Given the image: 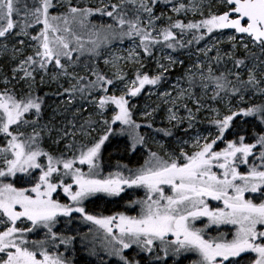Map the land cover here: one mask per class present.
<instances>
[{"label":"snow or ice","instance_id":"1","mask_svg":"<svg viewBox=\"0 0 264 264\" xmlns=\"http://www.w3.org/2000/svg\"><path fill=\"white\" fill-rule=\"evenodd\" d=\"M190 14L199 19H188ZM97 15L113 23L90 24ZM88 27L93 31L85 41ZM213 37H226L231 50H222L224 40ZM126 40L132 44L126 56L102 55V49ZM0 41V54L14 65L10 74L0 73V264H74L60 247L68 251L78 237L54 230L61 217L71 223L73 214L103 230L99 244L86 245L99 264H141L140 254L146 264H264V0H101L92 7L80 0H0ZM200 41L205 46L198 53L207 63L193 65L199 75L189 70L187 89L176 85L175 98L162 95L172 104V128L186 120L187 135L197 117L209 112L214 134L197 130L171 151L158 144V151L147 149L140 166L118 163L122 170L104 174L101 155L109 137L126 136L131 153L147 146L131 100L146 86H159L174 64H183L169 54L165 63L156 59L158 74L150 75L141 53L153 58L157 50L177 52ZM129 64L131 74L124 71ZM48 82L57 84L66 107L81 105L73 120L87 111L85 104L97 119L70 122L73 132L41 123L46 104L37 89ZM254 95L261 102L245 100ZM181 107L186 117L178 114ZM153 112L143 114L148 128ZM251 120L261 132L246 142L241 132ZM172 128L155 131L169 137ZM53 131L54 144L70 139L64 151L43 146ZM141 188L145 197L130 202L139 205L137 215L97 216L84 207L97 194L113 197ZM61 193L68 203L60 201ZM211 201L223 206L212 207ZM92 231L79 239L87 240ZM133 248L137 252L130 257L126 252Z\"/></svg>","mask_w":264,"mask_h":264},{"label":"rangeland","instance_id":"2","mask_svg":"<svg viewBox=\"0 0 264 264\" xmlns=\"http://www.w3.org/2000/svg\"><path fill=\"white\" fill-rule=\"evenodd\" d=\"M101 0H80L81 6H88L92 7L100 6ZM185 3H188L189 0H184ZM207 2V0H205ZM73 3H76V0H73ZM165 11L168 15H172V13L168 10V7H164L162 9ZM188 19H199V16H192L191 14L188 16ZM90 24L93 25H100V24H110L113 23V21L106 17V16H93L89 18ZM93 31L91 27H88L84 30L82 33L84 36V40L87 41L89 39L88 33ZM191 38L190 36L188 37ZM213 39H222L224 40L223 43L219 45V47L224 51H230V44L227 42L226 37H213ZM3 42V41H0ZM205 41H200L199 44L193 43L192 45L186 47L185 49L179 50L177 52H172L171 50H166L165 52H160L157 50L155 52V56L153 58H145L144 54L141 53V57L144 59V64L146 67V70H149V74H158V67L156 63V59L160 58L161 63H165L164 57L167 55H172L176 60H182L183 64L176 63L174 64L169 71L165 74L166 79L162 80L160 85L157 87L152 86H146L145 90L141 92V94L131 100V103L136 106V110L133 114V119L137 121V123L141 124L142 127L139 129L140 133L142 135L146 136L147 139V146L141 147L137 150V152L140 155V159L136 158L133 163L129 162L128 160L124 159L123 156L126 155L127 157L132 156L134 153L126 151V145L128 143V139L126 136H113L109 137V141H107L102 149V155H101V164L103 167V173L107 174L108 172H115L118 170L117 164H127L131 168H135L143 164L144 160L147 159V149L151 148L152 151H158V144H163L167 147L169 151H171L174 148L179 147V140H189L190 136H194L196 134V131L198 130L201 134L207 135L208 133L215 132V129L213 126L209 123V117L211 116V113L209 112H202L198 117L197 121L194 124V130H189L188 134L186 135L184 132V129L188 127L187 121L183 122L176 128H172L171 124H169L167 120V110L172 107V104L170 100L166 101V99L163 97V93L170 92L172 94V98H175L177 92L174 89L173 86L178 85V87L181 88H188V83L186 80V76L189 73V70H191L192 73H196L197 76L199 75L197 73L196 68L193 67V65L204 61L207 63L205 58L201 56L198 53V48L204 47ZM9 47H11V43H9ZM132 47L131 42L124 41L123 44L114 43L111 47H107L102 49V55L107 58L111 55H119V56H126L127 51L129 48ZM257 56L260 55L259 49H252ZM28 54H31L30 52ZM215 53H209V55H214ZM123 63V62H122ZM14 65L11 64V62L6 58V55L0 54V73L4 74H10V67ZM227 68L231 69L232 65L231 63H227ZM100 67L107 71V67L103 64L102 60L100 61ZM218 66L214 65V68ZM131 68L132 65L129 64L124 67V71L131 74ZM223 70V69H221ZM39 79V77H37ZM179 82V84H178ZM63 83V81H61ZM3 85L0 84V87ZM41 87H44V90L41 91ZM65 87H67V84H65ZM37 89V92L39 95L43 96L45 99L46 108L44 109V117L41 123L47 124L51 123L54 125L56 130H59L62 126H67V130L69 132L75 131L70 125L71 123H76L79 125L80 123H83L84 120L88 119V117L91 115L92 119L95 120L97 117L93 114V108L90 105H83V108H86L87 111L81 110V112L78 114L77 119L73 120V112L76 111L77 108H81V105L77 103L74 107L69 106L66 107L63 104V101L66 99L65 96H60L56 93H53V91H56L58 93V87L55 82H48ZM52 92H51V91ZM48 93L50 96H45L44 94ZM197 94H199V91L197 90ZM49 99V100H48ZM245 100L249 103H259L261 102L262 98L258 95H254L252 97L245 96ZM235 103V100L233 101ZM188 107L193 108V104L191 101H187ZM218 106V105H213ZM153 109H156V111L153 112ZM149 111L153 112V116L151 119L152 128H148L144 125L148 121L144 119V112ZM178 114L180 116L186 117L187 112L184 111V109L181 107L178 109ZM137 118H141L142 120H138ZM243 127L246 129V131L241 132L242 135L246 137V142H254L248 137H251L253 133H260L261 132V126L259 125L258 121L251 120L250 123L244 124ZM158 128H172L173 135L166 137L163 133H158L155 131V129ZM28 131H31V129H28ZM100 131L99 126H97V132ZM96 135V132L93 133V136ZM227 135V134H226ZM52 138L50 139L48 136H45L44 138V147L52 152H58V151H64V145L66 143H70V139H65L61 141L59 144H54L53 140L57 137V131H53L51 133ZM77 137L79 138V133H77ZM234 135H228V139H234ZM115 140L113 144H110L111 140ZM110 145L111 149L113 150V160L110 162L108 159L109 157L106 155V148ZM219 148H223V144L218 145ZM124 151V152H123ZM112 152V151H111ZM124 154V155H123ZM251 163V157L249 158ZM87 170L86 167L84 169ZM245 166H242L240 168V171H244ZM19 178V174L17 179ZM18 187L20 186H27L23 183L17 184ZM165 194H170L169 189L165 187ZM66 195L61 193L59 195V199L62 203H68V199ZM145 197V191L138 189H126L125 192L121 193L120 196H107L104 194H97L96 196L90 198L88 201L85 202V205L90 200H95L97 198H105V200L111 201V204H114L115 202L113 200L122 199L124 207L121 210H112L110 214H104L101 209L95 210L90 212L91 210H86L87 212L96 214L97 216H110L114 215L116 213H125L126 215H137L139 212V205H136L135 207L130 206V202L133 200L143 199ZM246 198H250L246 194ZM107 202V201H103ZM212 207H222V202L218 201H211ZM86 208V207H85ZM97 211V212H96ZM98 213V214H97ZM75 218V216H74ZM199 224V223H198ZM92 228V233L87 237V240L82 241L79 239V236L87 233L89 228ZM55 231L62 233L64 235H76L78 238L73 242V245L69 247L68 251H65L64 246L60 247V251L64 253L65 255H68L70 259H73L74 264H99V258L93 257L88 254L87 250V241L94 240L96 244H99L100 241L103 240L104 232L102 229H99L98 226L92 225L90 222H84L81 221L79 224H72V223H66V218L61 217L60 222L57 224ZM223 231H228L227 227L222 228ZM213 235H216V232H212ZM37 238V237H33ZM42 238V234L41 237ZM137 250L133 248L132 250H128L126 252L127 255L130 257L132 255H136ZM103 255V253H101ZM107 259V257H104ZM136 258L143 262V264H146V260L148 259L144 254L136 255ZM143 258H147L145 261H142ZM183 264H188L187 260L183 261ZM112 264H117L115 259H113ZM168 264H173L171 260H169Z\"/></svg>","mask_w":264,"mask_h":264},{"label":"trees","instance_id":"3","mask_svg":"<svg viewBox=\"0 0 264 264\" xmlns=\"http://www.w3.org/2000/svg\"><path fill=\"white\" fill-rule=\"evenodd\" d=\"M41 91L44 90V87H41L40 88ZM51 91V90H50ZM52 92V91H51ZM53 93H56V91H53ZM47 96H50V94H48ZM49 100V99H48ZM138 120H142L141 118H137ZM114 139L111 140L110 144H113L114 143ZM112 151V152H111ZM124 152V151H123ZM106 155L109 157V161L112 162L113 160V150L111 149L110 145H108V147L106 148ZM124 155V154H123ZM124 159L128 160L129 162L133 163V161L136 159V158H139L140 159V155L138 152L134 153L132 156H129L127 157L126 155L123 156ZM103 201H107V202H103ZM115 203L114 204H111V201L109 200H105V198H97L95 200H90L86 205V210H91L90 212L92 211H95L98 209H101L102 212L104 214H110L112 210H121L124 205H123V201L122 199H118V200H113ZM96 211V212H97ZM147 258H143L142 261H145ZM184 262H182L183 264ZM141 264H143V262H141Z\"/></svg>","mask_w":264,"mask_h":264},{"label":"crops","instance_id":"4","mask_svg":"<svg viewBox=\"0 0 264 264\" xmlns=\"http://www.w3.org/2000/svg\"><path fill=\"white\" fill-rule=\"evenodd\" d=\"M65 199H66V197H65ZM67 200V199H66ZM68 201V200H67ZM69 202V201H68ZM84 207H85V205H84ZM90 214H92L93 215V213H90ZM98 214V213H97ZM74 216H75V218H73L72 219V221H71V223L72 224H79V223H81V221L82 220H80L79 219V216H78V214H73ZM94 215H96V214H94ZM67 219V218H66ZM199 223V222H198ZM198 226H199V224H198Z\"/></svg>","mask_w":264,"mask_h":264}]
</instances>
